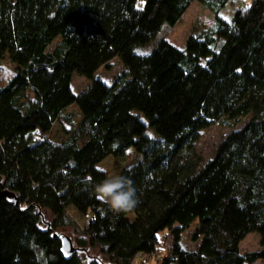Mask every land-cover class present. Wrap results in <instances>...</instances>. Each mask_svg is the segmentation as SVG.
<instances>
[{
  "label": "trees",
  "instance_id": "obj_1",
  "mask_svg": "<svg viewBox=\"0 0 264 264\" xmlns=\"http://www.w3.org/2000/svg\"><path fill=\"white\" fill-rule=\"evenodd\" d=\"M193 1L212 26L183 49L160 39L141 54ZM229 1L0 0V66L14 71L0 87V264H135L158 254L161 235L158 264H264V0L227 21ZM116 57L123 71L106 84L96 72ZM73 74L89 81L80 95ZM55 123L68 135L60 144L48 139ZM214 124L230 132L212 158L193 155ZM128 150L140 159L118 176L138 204L117 214L95 195L98 165ZM65 228L91 258L62 253ZM248 234L259 250L242 254Z\"/></svg>",
  "mask_w": 264,
  "mask_h": 264
},
{
  "label": "rangeland",
  "instance_id": "obj_2",
  "mask_svg": "<svg viewBox=\"0 0 264 264\" xmlns=\"http://www.w3.org/2000/svg\"><path fill=\"white\" fill-rule=\"evenodd\" d=\"M250 0H230L227 5L222 8L218 15L229 21L238 6H244L249 4ZM214 13L206 8L204 5L197 1H193L187 11L182 16L181 20L175 26H169L163 24L159 30L158 35L152 39L148 44L143 48L139 49L141 53H147L156 41L160 39H165L173 46L178 49H183L185 47L186 40L189 35L200 33L203 29H207L214 23ZM111 66L108 69L101 68L96 72V76L104 81L106 84H111L114 78L123 71V65L119 58H114L110 62ZM0 87L4 86L6 82L12 78L14 75L13 66L6 61V59L1 63L0 66ZM89 85V81L83 77L73 74L71 89L75 95H80ZM68 112L73 114L72 123L77 126L81 116L76 109L72 106L68 109ZM230 132V129L220 127L216 124L212 125L206 130H203L198 138V141L193 146V155L199 156L204 159H210L213 157L215 149L219 142ZM68 138V135L65 132V129L62 124L55 123L52 127V130L49 134L48 139L54 144H60ZM140 157L135 154L133 150H128L123 157L121 158H112L109 157L105 159L101 164L98 165V168L106 174V178L118 176L119 173L126 168L134 165L139 161ZM67 213L74 220L76 225L80 228L85 227V218L78 215L73 209H68ZM129 219L133 220V217L128 214ZM43 226L46 227L49 223V218L46 215H42ZM63 238H70L72 244L75 248H78L75 243L76 230L72 228L61 229L56 233ZM187 232L183 234V240L185 245L190 249H195L197 244H192L189 242ZM160 239L162 241L161 248L158 250V254L155 255L152 259L145 261L143 258L137 260L135 264H158V260L163 256L167 250L168 236L161 235ZM240 252L243 254L245 252H253L259 250L258 245V236L256 234H248L239 245ZM79 250L82 256L86 259L91 258L94 255V252L89 250L82 251ZM142 260V261H141ZM146 262V263H144ZM102 264H107L102 260Z\"/></svg>",
  "mask_w": 264,
  "mask_h": 264
},
{
  "label": "clouds",
  "instance_id": "obj_3",
  "mask_svg": "<svg viewBox=\"0 0 264 264\" xmlns=\"http://www.w3.org/2000/svg\"><path fill=\"white\" fill-rule=\"evenodd\" d=\"M94 192L113 213L129 212L138 204L135 188L122 176L104 179L95 186Z\"/></svg>",
  "mask_w": 264,
  "mask_h": 264
},
{
  "label": "water",
  "instance_id": "obj_4",
  "mask_svg": "<svg viewBox=\"0 0 264 264\" xmlns=\"http://www.w3.org/2000/svg\"><path fill=\"white\" fill-rule=\"evenodd\" d=\"M1 195L3 197H6L9 200V202L17 205V200L12 193H9L7 191H3L1 193ZM54 237H56V235H54ZM61 251L66 257H70L75 252H78L79 250H77V248L74 247L70 238H63V239H61Z\"/></svg>",
  "mask_w": 264,
  "mask_h": 264
},
{
  "label": "snow or ice",
  "instance_id": "obj_5",
  "mask_svg": "<svg viewBox=\"0 0 264 264\" xmlns=\"http://www.w3.org/2000/svg\"><path fill=\"white\" fill-rule=\"evenodd\" d=\"M249 7H250V5H249ZM246 10V9H245ZM141 54H147V53H141Z\"/></svg>",
  "mask_w": 264,
  "mask_h": 264
}]
</instances>
